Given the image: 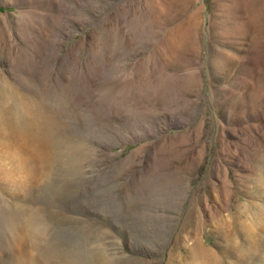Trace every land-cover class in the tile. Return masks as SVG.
Here are the masks:
<instances>
[{"label":"rangeland","instance_id":"374dc122","mask_svg":"<svg viewBox=\"0 0 264 264\" xmlns=\"http://www.w3.org/2000/svg\"><path fill=\"white\" fill-rule=\"evenodd\" d=\"M0 83V264H264V0H0Z\"/></svg>","mask_w":264,"mask_h":264},{"label":"bare ground","instance_id":"6f19581e","mask_svg":"<svg viewBox=\"0 0 264 264\" xmlns=\"http://www.w3.org/2000/svg\"><path fill=\"white\" fill-rule=\"evenodd\" d=\"M0 92L4 97L8 96L12 106L16 107L18 113L15 116V120L23 127L25 131L29 132L31 135V143L36 149H39L40 166L44 169L49 167L51 164L53 165L52 162L55 158V148L50 139L49 114L46 111L41 110V107L38 105V103H34L31 100L18 98L17 95L9 91L1 83ZM52 169L53 168H51V172ZM20 214L23 218V227L27 232L29 248L36 252V255L32 256L29 255V253L24 257V259H20V257L17 259V262L15 260L14 263L11 264H111V262H109L107 257H105L102 252L92 254L86 261H83V259H78V257H73L72 260L68 259L67 257H51L48 252H44L42 249V246L45 243L44 233L41 228L37 227L39 226L37 223V226L34 225V220L32 218L33 215L23 211L20 212ZM257 241L254 244H257ZM199 251L202 255L206 253L202 248H200ZM243 255L244 254H242L241 257ZM252 255L250 254V257H252ZM247 256H249L248 252L242 257L243 259L241 258L239 260V264H242L244 262L243 260L246 259ZM255 258L259 259V254H257Z\"/></svg>","mask_w":264,"mask_h":264}]
</instances>
